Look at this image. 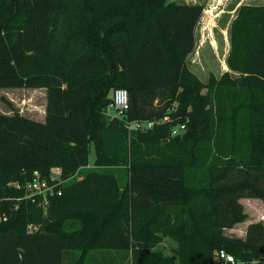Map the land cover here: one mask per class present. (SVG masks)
<instances>
[{"label": "trees", "instance_id": "1", "mask_svg": "<svg viewBox=\"0 0 264 264\" xmlns=\"http://www.w3.org/2000/svg\"><path fill=\"white\" fill-rule=\"evenodd\" d=\"M203 7L0 0V88L47 91L44 121L0 112V264H220L221 249L264 260V217L225 234L248 218L241 199L264 200V3L239 7L229 70L207 82L187 63ZM136 119L154 125L129 131ZM53 168L61 193L46 208L24 199L34 171Z\"/></svg>", "mask_w": 264, "mask_h": 264}, {"label": "rangeland", "instance_id": "2", "mask_svg": "<svg viewBox=\"0 0 264 264\" xmlns=\"http://www.w3.org/2000/svg\"><path fill=\"white\" fill-rule=\"evenodd\" d=\"M173 1L178 4L204 5L202 15L194 29V48L187 56L189 67L204 82L208 81L210 74L220 77L224 72L229 70L226 59L230 50V26L238 13L239 7L242 4L248 3H264V0ZM46 103L47 91L44 87L0 88V112L2 113L11 114L14 110H17L27 117L44 121ZM184 135L181 134L180 137ZM95 157V148L92 146L89 154L88 167H94ZM85 171L86 168L82 171V174ZM82 174H77L76 178H80ZM241 201L244 204L248 218L230 231L236 235L241 234L246 223L249 224L251 220H259L264 217V200L259 198H243ZM77 254L76 252V256ZM246 263L264 264V260L251 259Z\"/></svg>", "mask_w": 264, "mask_h": 264}, {"label": "built area", "instance_id": "3", "mask_svg": "<svg viewBox=\"0 0 264 264\" xmlns=\"http://www.w3.org/2000/svg\"><path fill=\"white\" fill-rule=\"evenodd\" d=\"M130 97L129 93L125 88L115 89L112 96V102L110 104V112L118 117H123L126 115L130 107ZM113 112H112V111ZM166 116L164 119H167ZM154 122L151 120H127L126 128L129 131L132 130H146L151 129ZM187 129L186 122H179L173 125L170 130V136H178L183 134ZM66 180L61 176L60 168H53L51 173L44 177L39 171H34L33 176L30 180L24 183V199H30L31 201L41 205L46 208L49 204L50 196L57 195L61 193L60 185H62ZM15 187H19V183H10ZM39 229V226L35 224L28 225L29 232H35ZM217 260L220 264H241L242 262L237 260L232 253L221 249L217 252Z\"/></svg>", "mask_w": 264, "mask_h": 264}, {"label": "crops", "instance_id": "4", "mask_svg": "<svg viewBox=\"0 0 264 264\" xmlns=\"http://www.w3.org/2000/svg\"><path fill=\"white\" fill-rule=\"evenodd\" d=\"M227 64V63H226ZM45 115V114H44ZM46 116V115H45ZM45 120V119H44ZM246 222V221H245ZM242 223V222H240ZM238 223V224H240ZM238 224H236L234 227L232 228H227L225 229V234H227L228 236H231V237H238V238H244L245 237V232H246V228H247V225L248 223L245 224L244 226V229L241 231V234L240 235H236L234 233H231L230 231H232V229H234Z\"/></svg>", "mask_w": 264, "mask_h": 264}, {"label": "water", "instance_id": "5", "mask_svg": "<svg viewBox=\"0 0 264 264\" xmlns=\"http://www.w3.org/2000/svg\"><path fill=\"white\" fill-rule=\"evenodd\" d=\"M241 264H247V263H245V262H242Z\"/></svg>", "mask_w": 264, "mask_h": 264}]
</instances>
